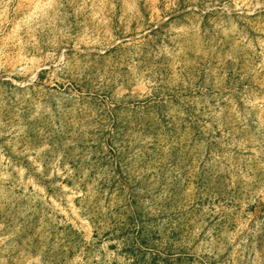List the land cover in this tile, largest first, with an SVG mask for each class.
Listing matches in <instances>:
<instances>
[{
    "label": "rangeland",
    "instance_id": "rangeland-1",
    "mask_svg": "<svg viewBox=\"0 0 264 264\" xmlns=\"http://www.w3.org/2000/svg\"><path fill=\"white\" fill-rule=\"evenodd\" d=\"M0 264H264V0H0Z\"/></svg>",
    "mask_w": 264,
    "mask_h": 264
}]
</instances>
